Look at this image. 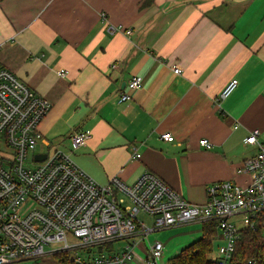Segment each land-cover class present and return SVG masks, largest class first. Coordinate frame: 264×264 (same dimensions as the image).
<instances>
[{
    "label": "crops",
    "instance_id": "0c3cea01",
    "mask_svg": "<svg viewBox=\"0 0 264 264\" xmlns=\"http://www.w3.org/2000/svg\"><path fill=\"white\" fill-rule=\"evenodd\" d=\"M0 43V68L51 103L44 139L99 183L151 170L203 204L213 182H249L236 170L257 151L250 130L264 141V0H0ZM137 75L143 87L120 100ZM232 78L238 87L218 101ZM80 128L92 136L71 150Z\"/></svg>",
    "mask_w": 264,
    "mask_h": 264
},
{
    "label": "built area",
    "instance_id": "2783aa9c",
    "mask_svg": "<svg viewBox=\"0 0 264 264\" xmlns=\"http://www.w3.org/2000/svg\"><path fill=\"white\" fill-rule=\"evenodd\" d=\"M101 14L107 19L106 12ZM107 27L112 32L123 29L109 22ZM179 71L174 66V72ZM238 84V78L230 79L218 101L230 96ZM143 85V77L134 76L120 100L130 99L131 91ZM50 109L51 103L42 94L13 71L0 68V264L61 254L77 264H169L161 261L164 243L146 244L145 236L174 225L209 220L219 222L215 239L222 241L213 260L231 264L240 230L264 224V141L259 128L250 130L244 140L256 146V153L244 158L236 170L248 174L249 182H213L206 188L205 203L197 204L151 170L133 183L118 176L99 183L74 161L71 151L44 139L39 125ZM91 136L90 128L74 131L70 149L86 144ZM160 137L175 139L170 131ZM42 142L48 150H38ZM200 144L213 147L207 138ZM38 153L47 156L37 160ZM140 157L135 148L132 158ZM142 212L153 218L152 226L139 217ZM238 215L241 220H231ZM125 239L124 247L116 248ZM47 245L52 249L47 250ZM92 246H107L108 252L94 254ZM81 249L91 252L87 260L79 255Z\"/></svg>",
    "mask_w": 264,
    "mask_h": 264
},
{
    "label": "trees",
    "instance_id": "16d2710c",
    "mask_svg": "<svg viewBox=\"0 0 264 264\" xmlns=\"http://www.w3.org/2000/svg\"><path fill=\"white\" fill-rule=\"evenodd\" d=\"M263 220V215H261ZM263 223L258 229L243 228L236 241V248L231 264H264ZM219 233L217 220L205 221L202 236L185 246L180 253L171 258L169 264H217L209 258L214 251V240ZM59 264H77L67 255H56Z\"/></svg>",
    "mask_w": 264,
    "mask_h": 264
},
{
    "label": "rangeland",
    "instance_id": "374dc122",
    "mask_svg": "<svg viewBox=\"0 0 264 264\" xmlns=\"http://www.w3.org/2000/svg\"><path fill=\"white\" fill-rule=\"evenodd\" d=\"M38 150L42 151L44 150V148L39 147ZM126 203H130L129 199H126ZM139 217L143 219L148 226H152L153 218L151 216L142 212ZM241 218L242 216L238 215V216H233L231 220L233 221L235 220L236 222V220H241ZM241 225L242 224H240L239 226ZM202 227H203V222H195V223H189L183 225L174 230L172 229L157 230L149 233L148 236H145V243L150 244L155 240H160L162 242L164 241L165 250L161 261L163 263H167L169 260H171V258L177 256L185 246L191 244L192 242L196 241L201 237L203 233ZM263 233H264V225H263ZM127 242L128 240L126 239L119 241L118 243H116V248H118V246L120 248H123L124 244H126ZM220 243H222V241L218 239L214 240V251L212 252V254H210L209 258L213 259L215 258V256H217L218 244ZM46 249L49 250L52 249V247L47 245ZM100 251L108 252L107 246H105L104 248L99 246H92V252L94 254H97ZM79 255H81L84 260H87L91 255V252L87 249L84 250L81 249L79 250ZM7 264H59V261L56 256L49 255L47 257L39 256L31 259L13 261Z\"/></svg>",
    "mask_w": 264,
    "mask_h": 264
},
{
    "label": "water",
    "instance_id": "95a60500",
    "mask_svg": "<svg viewBox=\"0 0 264 264\" xmlns=\"http://www.w3.org/2000/svg\"><path fill=\"white\" fill-rule=\"evenodd\" d=\"M47 156L46 153H38L36 154V159L37 160H43Z\"/></svg>",
    "mask_w": 264,
    "mask_h": 264
}]
</instances>
